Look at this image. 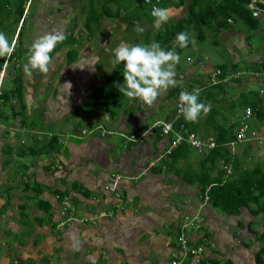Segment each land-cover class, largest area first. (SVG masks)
<instances>
[{
    "label": "crops",
    "instance_id": "1",
    "mask_svg": "<svg viewBox=\"0 0 264 264\" xmlns=\"http://www.w3.org/2000/svg\"><path fill=\"white\" fill-rule=\"evenodd\" d=\"M49 1V5L44 2L49 12L51 7L58 8L55 4L68 6L65 0ZM120 44L123 42L119 41L115 47ZM85 45H89L90 51L95 49L89 40ZM62 49L65 54L67 49ZM241 50L246 58V51ZM82 51L84 55V47L77 50L75 59L68 64L64 59L66 66L76 64L80 70H86L80 57ZM248 60L263 62L264 56L254 53ZM257 63L254 68H258ZM174 70L179 86L202 73L191 65L183 69L176 65ZM257 73H248L242 84L245 91L262 88V94H258L264 104V78L260 77L264 71ZM169 88L152 108L126 98L116 104L111 114L100 107L92 111L97 107L94 105L75 112L87 95L62 118L57 117V112H44V106L40 116L43 121L68 120L65 132L59 134L63 144L57 149V163L44 151H37L43 140L48 139L45 136L55 131L46 132L43 126L9 130L8 124L0 123V152L7 154L0 158V264H164L179 257L181 264H194L182 256L180 234H184L189 245L205 246L199 264H259L255 254L264 245H259L253 234L264 231L263 215L252 213L248 207L235 214L218 210L201 196L197 178L213 177L220 167L229 173L234 157L242 167L263 163L264 142L221 143L222 156L217 157L215 166L208 171L210 165L204 163V155L191 157L190 147L181 149L174 158L167 157L168 137L156 132L157 129L148 133L146 128L169 117L173 105V101L169 104L165 99ZM47 95L50 101L47 103L53 104L50 99L56 95L53 92ZM27 98L23 97L24 104ZM42 98L39 95L32 113L27 110V114L38 116V101ZM231 101L226 103L229 119L238 115L229 106ZM162 106L164 111H160ZM26 107L25 104V110ZM101 112L112 121L111 126L91 123L90 119ZM78 119L82 123H76ZM85 127L88 133L79 132ZM38 133L39 140L34 136ZM131 134L135 140L129 138ZM26 135L30 143L19 144ZM30 144L37 147L34 153L22 154V150L31 149L23 145ZM224 154L230 161H223ZM62 192L66 194L61 195ZM61 197L69 202L70 216L61 210ZM105 209L110 210V216L104 213ZM195 215L200 216V222L193 220ZM194 222L193 228L197 230H188ZM202 227L204 231L198 233ZM243 237L254 239L255 243L248 244ZM260 259V264H264V257Z\"/></svg>",
    "mask_w": 264,
    "mask_h": 264
},
{
    "label": "trees",
    "instance_id": "2",
    "mask_svg": "<svg viewBox=\"0 0 264 264\" xmlns=\"http://www.w3.org/2000/svg\"><path fill=\"white\" fill-rule=\"evenodd\" d=\"M26 1L27 0H3L2 2V0H0V4L2 2L3 6V10L0 8V15L3 14L2 17H4L5 22H7L4 24V21L0 20V26L3 29H7L12 24H16L18 20H21L22 26V23L24 22V5ZM131 2L133 7L127 9L128 12L125 14L120 13V7L117 6L114 12L103 10L95 15L88 13L86 23L97 25L101 14L104 13L111 16L113 15L112 17L120 19L121 16H123L122 19L126 20L124 21L126 26L133 27L135 24H141L143 22H154V17L151 16L152 4L156 7L167 9L170 7L178 9L182 7L184 3H186V11L182 14V16L175 21L169 19L167 23L162 24L158 30H154V38L151 41L147 37L143 36L142 38H138L141 39V41L134 38V41L132 42L131 40V43L129 44V46L135 44L148 45L155 41L160 43L163 49L172 50L176 35L179 32H188V30L192 29L195 32L194 37L197 40H202L204 37L203 28L208 27L211 33L214 32L213 36H215V38L212 40V43L214 45H218L220 36H222V39L224 36H226L224 35L226 32H219H221L223 29L226 30L229 28V32H231L234 27L232 25L236 19L243 21V23L249 29H255L257 28L259 19L264 18V16L256 18L252 15L250 8L248 7L249 0H148V2H145L144 0H131ZM129 5L131 6L130 2ZM257 5L261 7L263 6L261 3H257ZM90 11L91 9H89V12ZM5 25H8V27ZM21 26L18 27L17 30L18 37L21 34ZM125 40L129 42L127 37ZM247 40H250L249 36L247 37ZM62 44H64V42L57 44L56 49H54L53 52L62 46ZM189 45L190 41L187 47H189ZM182 49L184 48H179L177 46L174 50L175 52L180 53ZM76 54L77 51L75 48L67 49L65 52L66 63L68 64L73 61L76 57ZM12 57L16 58L14 62H17V64L14 65L15 63L12 61L13 74L9 73V75L6 77V79L10 81V86L9 88H3L0 92V122L4 123L5 125L18 123V127L20 129H41L43 128V120L40 116L43 112V108L39 110L38 116L40 118L37 120L36 117H32L26 113L25 104L23 101V81L21 78V70L17 67L19 55L17 54L16 56L13 54ZM1 61L2 58H0V63ZM97 61L99 62V59ZM104 61H108V63H106L105 71L107 72L105 73L103 80L93 86L92 90L89 91L87 96L82 100L75 112L82 108H87L88 106L94 105L111 114V112L115 110L114 107L116 104L118 105L121 101L128 98L121 94L117 88L118 84L123 83V62L114 67L111 63V60L104 59ZM245 61L247 60L245 59ZM98 62L95 64H98ZM255 63L257 62L254 61L253 65ZM257 64L258 68H254L251 64L242 66L238 63V61L233 60H230L227 63L220 62L214 67V69L210 71L208 70L207 73L204 72V74H197V77L188 80L186 86H179L176 84L174 87H170L166 93L165 99L173 101L170 112L167 114V117L169 116L168 118H171L175 112V103L176 98L179 96V91L186 90L188 92H192L193 89L199 88L201 90L198 98L199 102L210 105V111L206 115L202 113L197 122H187L181 115L180 120L174 123V127L179 130H181L179 123H182L184 127V131H180L182 136H185L186 132L199 131L205 135L209 132H213L217 146H215V148L211 150L210 153L204 156V163L206 165H210L207 167V171L215 166L217 157L220 156V154L222 156L224 147L222 148L220 144L231 139L233 136L231 129L232 125H225L215 117L221 108L219 105V99H223L222 95L227 91V87L229 85H235L239 81L241 75H247L248 73L255 74L260 70L264 71V61L258 62ZM14 66H16L15 70ZM212 73L214 74L213 77H211ZM208 78L209 80L211 79L209 82L207 81ZM239 95V97L242 99L239 98L237 102L231 101L229 106H232L234 109L238 107L240 110L249 107L254 118L260 121V124L258 125L259 129L262 128V125H264V104L259 97L258 91L240 92ZM14 100L19 104L18 109H15L12 103ZM85 128L87 131L88 128ZM80 131L81 130H79V132ZM156 132H159L158 129ZM45 135L46 134H44V136ZM45 137L48 139L43 140L44 143L42 142L43 144H41L39 149L32 146L31 144L27 146L23 145L24 148L31 147V149L22 150L21 153H34L33 150L36 148L37 151H44L46 154H48L53 160V163H57L59 160L57 149L63 144V141L60 140L61 137L57 133H53L50 134L49 137ZM19 144L22 145L26 143L23 140V142ZM188 148V144L182 140L180 144L166 153V156H169V158H174L178 155V153H180L181 149L184 150ZM6 158L7 157H5V161H7ZM223 159L225 163L230 161V157L227 155L223 156ZM232 164H234V166L229 173L226 171V169L220 167L217 174L213 177L206 176V178L201 180L197 178L200 183L201 196H205L206 200L211 204V206L225 213L235 214L240 210L241 207H248L252 213L261 211L264 217V169H262V165L259 163L258 165L252 164L244 165L242 167L240 166V160L237 157H234ZM238 165L239 169L236 170ZM64 194L66 193L62 192L61 195ZM62 198L63 197H61V199L59 198V200L62 201ZM250 205H253V207H250ZM262 236H264V231L262 232ZM261 256L264 257V247L259 248L255 254V259L259 264L261 263Z\"/></svg>",
    "mask_w": 264,
    "mask_h": 264
},
{
    "label": "rangeland",
    "instance_id": "3",
    "mask_svg": "<svg viewBox=\"0 0 264 264\" xmlns=\"http://www.w3.org/2000/svg\"><path fill=\"white\" fill-rule=\"evenodd\" d=\"M2 2L0 4L1 10H3ZM44 2L45 5L48 3L51 4V1L49 0H27L24 5V22L22 23V26L21 20H18L16 24H12L7 29H3L0 26V32H3L7 36L9 42H12L13 40H15L16 42L13 54H15L16 56L17 54L19 55L17 67L21 70V78L23 81V97L25 95L28 97L27 99H25V104L26 106H28L26 107V113L27 110L28 113L31 112L32 108L35 106V101H37V98L39 99V95H43V98L38 101L39 108L37 109V113L45 106L46 111L44 112H49V114L50 112H57V117L62 118L74 108L73 106L81 102V100L88 94V92L92 90L94 85L103 80V77L107 72L105 71L106 63H108V61L105 62L104 59H114V48H116L115 46L119 41L123 42V44L129 45L131 43V40L132 42L134 41V38L138 39L140 37L142 38L143 36L147 37L151 41L154 38V30L158 29L154 27V22H143L141 24H135L133 27H127L124 23V21L126 20L122 19L123 16H121V19L108 18L104 13L101 14L100 20L97 25L86 23L88 13L95 15L103 10L114 12L117 6L120 7V13H127V9L133 7L131 0H65L64 4L68 3V6L66 4L65 7H61L58 4H55L54 6H58V8L51 7L52 10L50 12L47 8H45ZM129 2L131 3V6L129 5ZM185 4L186 3H184V5L178 9L170 7L168 8L170 19H172V21L179 19L186 11ZM55 8L58 10L55 11ZM89 9H91L90 12ZM2 16L3 14L0 15V20L4 21V24H6L7 22H5V18ZM121 22L123 24H121ZM20 26L21 34L18 37L16 35V32L18 30V27ZM137 26L142 27L144 29V32L139 34L135 30ZM232 26L234 27L231 32H229L230 28L226 30L223 29L221 32H219H226L224 33V35L226 36H224L223 39L221 38L222 36H220L218 45H214L212 43V40L215 38V36H213L214 32L211 33L208 27L203 28L204 37L202 40H197L194 37V30H188L187 33L189 35L190 41L189 47L182 49L180 53L176 52L180 56V62L177 64L179 65V68L183 69L184 67L191 65V67H195V69L199 68L200 71L202 70V73L200 72L199 74H204V72L207 73L208 70L210 71L214 69V67L220 62L227 63L230 60H233L238 61V63L242 66L246 64L253 65L252 61H248L250 55L255 53L264 56V18L259 19L257 28L255 29H249L243 23V21L239 19H236ZM6 27H8V25ZM61 31L66 36V39L63 41L64 44L60 46V49L58 48L57 51L51 53L52 60L51 64L49 65V72L47 74H43L39 71L34 70L31 76L27 75L24 71V65L27 63L28 59V47L37 37L44 35L45 33ZM248 36L250 37L251 41L247 40ZM87 37L91 46L95 47V49L91 51L89 45H85L88 41L86 40ZM126 37L129 42L125 40ZM138 40L141 41V39ZM62 47L64 49L75 48L76 51L79 48L84 47L85 54L82 55L83 51L80 52V54L82 55L80 57L83 58L81 61L84 62L83 66L86 67V70H80V67H78L76 64H70L66 66L64 60L65 54ZM241 48L246 51V58L243 56L244 52L241 50ZM98 59L99 66L96 64L98 66L97 67L94 63ZM245 59L247 61H245ZM246 77V74L241 75L239 81L235 85H229L227 87V91L222 95L223 99H219L220 104H218L220 105V107L225 106V108L221 109L219 114H217L215 117L225 125H227L231 121L228 118L229 115L226 113V103L231 99L232 101H235L236 98L239 97L240 92L245 91V86L242 84V82L245 81ZM260 77L264 78V75H261ZM210 80L209 78L207 79L208 82ZM185 82L186 81L181 82L180 85L186 86ZM4 84L5 88H9L10 81L6 79L4 81ZM52 92L53 96L56 95V97L55 99H50L51 102H53V104H50L47 103L50 102L47 99L49 97L47 94H50ZM167 100L169 101V104H171V100ZM167 100L166 102H168ZM12 103L15 109H18V102L14 100L12 101ZM83 109L85 110L86 108ZM97 109L98 107H94L92 111ZM239 109L240 108L237 107L234 110L236 111V113H239ZM127 110L128 112H130V108H128ZM164 110L165 109L162 106L160 108V111ZM49 114L47 115L48 117L50 116ZM32 117H36V120L40 118L39 116L35 115H33ZM90 121L91 123H101L105 126L112 125V121L110 119L107 120V118L104 117V112H101L100 114H98V116L90 119ZM67 122L68 120L66 122L59 120H47L43 121L42 126L44 127L43 129H45L46 132L55 131L57 134H62L65 132ZM78 122L82 123L80 119L76 120V123ZM16 126L17 128H19L18 123H16ZM14 129V127H11L9 130ZM34 136L38 140L41 138V135L39 133ZM28 137L29 136L24 139L26 144L30 143ZM8 138L10 137H7V139ZM251 151H253V149ZM190 154L192 155L191 157L194 158L201 156V154L193 151L192 149H190ZM2 155L7 154L0 152V158L3 157ZM16 161L19 163V160L16 159ZM260 164L262 165V169H264V162ZM7 171L8 170L5 168L6 174H9V172ZM258 214L261 215L262 212L260 211L258 212ZM195 224L196 223L194 222L193 226L191 225V227H188V230L191 231L192 229L193 231H196L197 229L193 228ZM203 227L202 229L200 228L198 233L204 231ZM254 231L255 230L253 229L252 232ZM258 232L259 233L255 231V233L253 234V238L256 237V242H259V245H264L262 231L259 230ZM243 239L248 244L253 245L255 243V240L250 239L249 237H243Z\"/></svg>",
    "mask_w": 264,
    "mask_h": 264
},
{
    "label": "clouds",
    "instance_id": "4",
    "mask_svg": "<svg viewBox=\"0 0 264 264\" xmlns=\"http://www.w3.org/2000/svg\"><path fill=\"white\" fill-rule=\"evenodd\" d=\"M151 16L154 17V27H156L157 29H159L162 24L167 23V21L170 19V13L167 8L156 6L152 8ZM135 30L139 33L144 32V29L139 26H137ZM65 39L66 36L62 32L45 33L44 35L37 37L28 49V59L27 63L24 65L25 73L31 76L32 72L35 70L39 71L40 73L47 74L49 72V65L51 64L52 60L51 53L56 48L57 44L62 43ZM188 43L189 35L187 32L182 31L176 35L173 44V50H165L161 47L160 43L155 41L148 45L135 44L129 46L123 44L117 47L114 50V59L112 60V64L114 67L116 65H119L121 62H123L124 64L122 73L123 83L117 85L118 91L128 98L138 101L145 107L152 108L156 103L158 97L164 91H166L169 87H174L176 85V73L174 69L175 66L180 62V56L175 52L174 49L177 46L179 48H185L188 46ZM15 46V40L9 42L7 36L3 32H0V58H2L0 67L3 63L4 58L10 57L9 62L5 67V76L0 79V92L3 88H5L4 81L7 75H9V73L13 74L12 63L14 62V60H12L11 58L14 53ZM14 63V65L17 64V62ZM15 67L16 66H14V70L16 69ZM261 89L262 88L257 89L259 94H262L263 92V90ZM200 91L201 90L199 88H196L193 89L192 92H188L185 90L181 91L179 94V115H182L187 122L195 123L198 121L202 113L206 115L210 111V105L199 102L198 98L200 95ZM243 110L244 109H241L238 113L237 116L239 117H232L230 119L231 121L227 124L229 126L232 125L231 129L233 136L232 139L226 141L225 143L238 144L248 141L254 144H262L264 142V125H262V128L259 129L258 125L260 124V121L255 119L253 115H251L250 118L246 119V123L249 126V130H255L258 135L262 137L261 142L259 143L255 140L253 141L247 139H242L240 141L236 140V128L240 125V121L242 120L241 118ZM3 125L6 126L5 124ZM11 127H14L16 129L17 126L15 123L8 125L9 129ZM247 132L248 130L245 132V135L247 134ZM212 136L214 137V135ZM21 140H19L20 143L23 142V140L22 142ZM215 146H217L216 140ZM215 146L211 150H213ZM203 199L207 201L206 197ZM60 205L62 212H65L67 216H70L71 213L68 200L64 199L63 197ZM104 211L107 216L111 215L109 209H105ZM199 217V215H195L193 217V220H198V222H200L201 218ZM197 245L202 246L203 250L201 253H203L205 247L203 244L190 246L195 247ZM202 255L200 261L202 259Z\"/></svg>",
    "mask_w": 264,
    "mask_h": 264
},
{
    "label": "built area",
    "instance_id": "5",
    "mask_svg": "<svg viewBox=\"0 0 264 264\" xmlns=\"http://www.w3.org/2000/svg\"><path fill=\"white\" fill-rule=\"evenodd\" d=\"M145 2H148V0H144ZM257 3H261L264 6V0H249L248 7L250 8V11L252 15L256 18H260L264 16V7L258 6ZM155 5H151V10ZM9 58H4L3 63L0 67V79L5 76V67L7 66L9 62ZM12 60H16L15 57L11 58ZM213 73L211 77H213ZM181 91H179L180 94ZM178 94V95H179ZM179 96L176 98L175 103V112L171 118H167L165 120H157L153 122L150 126L147 127V132L151 133L153 129H158L160 134L162 136L168 137V145L166 146L165 152L168 153L171 149L176 147L182 140H184L188 146L194 150L195 152L206 155L214 146H215V140L212 135H205L202 134L199 131L196 132H186L185 136H182L181 130L184 131V127L182 123H179V127L181 130L174 127V123L178 122L180 120L181 115H179ZM252 115L251 109L249 107L245 108L242 113V120L240 121V125L236 128V140L240 141L242 139L247 140H255L257 142H261L262 137L258 135V133L255 130H249V126L246 123V119L250 118ZM248 130L247 134L245 135V132ZM90 131V130H89ZM82 133L87 132L85 129H81ZM104 132H101V135H103ZM129 138L132 140H135L136 138L134 135H129ZM135 138V139H134ZM112 190V187H110ZM179 243L180 248L182 251V256L189 257L194 264L199 263L201 255H202V246L197 245L195 247H192L187 244L186 238L183 236V234L179 237ZM182 257L170 260L166 262L165 264H181Z\"/></svg>",
    "mask_w": 264,
    "mask_h": 264
}]
</instances>
